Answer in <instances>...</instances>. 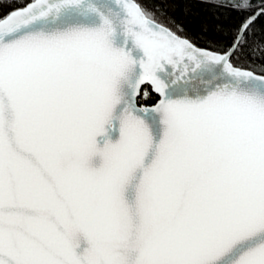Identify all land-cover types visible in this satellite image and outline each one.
Returning a JSON list of instances; mask_svg holds the SVG:
<instances>
[{"label": "snow or ice", "instance_id": "snow-or-ice-1", "mask_svg": "<svg viewBox=\"0 0 264 264\" xmlns=\"http://www.w3.org/2000/svg\"><path fill=\"white\" fill-rule=\"evenodd\" d=\"M165 3L0 11V264H264V0Z\"/></svg>", "mask_w": 264, "mask_h": 264}, {"label": "trees", "instance_id": "trees-1", "mask_svg": "<svg viewBox=\"0 0 264 264\" xmlns=\"http://www.w3.org/2000/svg\"><path fill=\"white\" fill-rule=\"evenodd\" d=\"M13 0H0V11H8L7 5ZM164 7L169 16L184 25L186 34L198 43L205 35L217 40H226L228 26L233 22L227 13L218 12L211 0H166ZM264 27V20L257 21V32ZM207 30V31H205ZM141 103H151V100Z\"/></svg>", "mask_w": 264, "mask_h": 264}]
</instances>
